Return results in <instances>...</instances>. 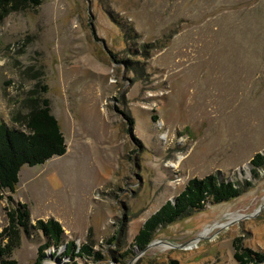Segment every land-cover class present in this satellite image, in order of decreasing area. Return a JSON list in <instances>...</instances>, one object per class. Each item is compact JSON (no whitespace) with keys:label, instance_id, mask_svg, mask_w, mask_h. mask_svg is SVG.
Returning a JSON list of instances; mask_svg holds the SVG:
<instances>
[{"label":"rangeland","instance_id":"1","mask_svg":"<svg viewBox=\"0 0 264 264\" xmlns=\"http://www.w3.org/2000/svg\"><path fill=\"white\" fill-rule=\"evenodd\" d=\"M42 94L68 148L23 165L15 192L0 189V233L10 196L31 213L7 259L39 264L47 238L36 223L49 217L100 257H66L64 243L40 264H239L237 238L264 251V168L251 165L264 154V0L10 2L0 122L24 127ZM209 174L243 192L160 227L147 250L134 244L152 214Z\"/></svg>","mask_w":264,"mask_h":264},{"label":"trees","instance_id":"2","mask_svg":"<svg viewBox=\"0 0 264 264\" xmlns=\"http://www.w3.org/2000/svg\"><path fill=\"white\" fill-rule=\"evenodd\" d=\"M18 0H0V9L6 4ZM34 7L39 6L42 0H21ZM45 93L47 85L43 86ZM28 105V114L21 123L24 127H11L6 122H0V189L15 192L20 181V171L23 165L34 166L43 164L54 156H61L67 152L68 144L61 129L58 118L52 112L51 100L43 94L31 100ZM17 121V118H13ZM254 173L264 168V154L257 153L251 160ZM243 192V186L237 183L221 180L218 174H209L205 177L191 178L186 187L180 192L175 201L168 200L162 207L152 214L140 228L134 238V244L144 249L154 238L160 227L169 225L176 220L191 215L194 211L202 210L208 202L221 203L229 201ZM8 209L9 224L0 233L8 240L0 244V264H15L7 259L13 247L20 245L21 235L19 229L29 232L30 209L26 203H14ZM36 226L47 238L41 244L39 251V264L46 256V249L51 245L59 247L65 243V256L72 258L85 255L95 258L100 253L93 251L89 244L78 246L75 240L65 241L64 228L55 218L37 219ZM235 258L239 264H264V251H258L243 245L240 238L234 240ZM168 264H181L177 259H170Z\"/></svg>","mask_w":264,"mask_h":264},{"label":"water","instance_id":"3","mask_svg":"<svg viewBox=\"0 0 264 264\" xmlns=\"http://www.w3.org/2000/svg\"><path fill=\"white\" fill-rule=\"evenodd\" d=\"M157 244V241H152L150 244H148V246L145 248V250H147L148 248H150L151 246Z\"/></svg>","mask_w":264,"mask_h":264},{"label":"bare ground","instance_id":"4","mask_svg":"<svg viewBox=\"0 0 264 264\" xmlns=\"http://www.w3.org/2000/svg\"><path fill=\"white\" fill-rule=\"evenodd\" d=\"M234 217V216H233ZM235 218V217H234Z\"/></svg>","mask_w":264,"mask_h":264}]
</instances>
